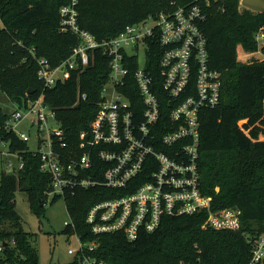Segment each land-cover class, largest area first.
<instances>
[{"label": "trees", "instance_id": "16d2710c", "mask_svg": "<svg viewBox=\"0 0 264 264\" xmlns=\"http://www.w3.org/2000/svg\"><path fill=\"white\" fill-rule=\"evenodd\" d=\"M199 0H79L78 22L98 40L116 37L127 26L156 17L160 12ZM67 0H0V90L17 106L28 98L44 95L55 110L71 147L88 130L98 111L101 90L110 72V57L95 51L93 62L72 72L71 78L45 88L38 77L37 58L53 65L70 56L78 38L61 30L60 8ZM207 37L209 65L222 74L221 101L200 112V184L211 195L212 208L239 206L238 230L203 229L207 211L164 216L153 232L143 231L135 240L123 232L95 235L86 222L89 208L114 196L101 188L77 190L65 197L76 231L83 240L97 239L88 255L96 264H246L252 255L248 240L264 232V60L238 58L257 49L255 33L264 27V13L241 6V0H214L201 22ZM150 42L149 68L158 74L160 50ZM152 46V48H151ZM34 52V55H33ZM136 67V64H134ZM133 67V68H134ZM134 106L142 104L136 89L122 88ZM86 94V98L82 94ZM165 98L162 96L161 98ZM161 126H168V108L162 103ZM10 113L0 108V143L24 160L22 169L3 172L0 182V264H40L36 233L27 231L15 207L18 190L28 192L37 214L46 212V192L51 176L41 170L40 156L33 153L18 133L6 127ZM247 119L244 126L239 121ZM250 129V135L245 129ZM57 198H54L56 201ZM66 226L65 230H71ZM81 258L71 263L77 264ZM102 262V263H101Z\"/></svg>", "mask_w": 264, "mask_h": 264}, {"label": "built area", "instance_id": "2783aa9c", "mask_svg": "<svg viewBox=\"0 0 264 264\" xmlns=\"http://www.w3.org/2000/svg\"><path fill=\"white\" fill-rule=\"evenodd\" d=\"M78 1L67 0L60 8L61 30L75 34L78 44L58 65L45 57L37 58L38 77L45 88H53L71 78L73 71L89 66L96 50L108 55L109 77L90 128L81 132L78 146L71 147L43 94L28 98L23 107L16 105L6 122L8 129L15 130L19 123L29 120L36 129L38 147L30 149L40 156L41 170L51 176L48 201L98 187L114 192V196L95 202L86 215L97 236L123 232L135 240L143 231L157 230L164 216L204 210L207 217L203 229H240L242 209H213V197L204 194L200 184V112L219 105L222 88L221 72L209 65L208 41L201 27L206 7L214 0L162 11L103 40L80 27ZM255 40L257 49L247 53V60L254 57L262 61L264 27L255 33ZM154 41L160 50L157 77L149 68L147 55ZM125 87L136 89L142 104L134 106L122 91ZM164 101L170 106L168 126L160 124ZM250 131L245 129L248 135ZM17 133L25 142L31 138L27 132ZM262 136L260 133L259 138ZM9 153L19 160L14 169H22L23 157L18 152ZM65 226L75 225L71 220L65 221ZM77 234L80 250L70 249L69 253L79 256L81 264H96L97 259L87 252L94 251L99 241L83 240ZM248 240L252 255L246 264H264V232ZM3 245L0 243V251Z\"/></svg>", "mask_w": 264, "mask_h": 264}, {"label": "rangeland", "instance_id": "374dc122", "mask_svg": "<svg viewBox=\"0 0 264 264\" xmlns=\"http://www.w3.org/2000/svg\"><path fill=\"white\" fill-rule=\"evenodd\" d=\"M238 58L242 61L247 60V53L241 47L238 49ZM0 108L8 114L16 108V105L2 90H0ZM245 120H240L239 124L243 126ZM15 130L29 133L31 137L27 142L29 147L31 149L38 147L35 139L36 129L31 127L29 120L19 123ZM262 138L264 137L262 136ZM9 162L14 165L9 166ZM18 162V158L9 153L6 144L0 143V182L3 172L13 171ZM15 207L22 217L24 228L37 235L35 244L38 247L40 264L71 263L76 260V255L70 254L69 250L73 249L78 252L80 250V240L76 227L71 226V230H65V221L70 222L72 219L64 198L60 197L56 201L49 199L45 204V214L39 215L32 207L28 192L18 190L15 196ZM77 264H81V262Z\"/></svg>", "mask_w": 264, "mask_h": 264}, {"label": "water", "instance_id": "95a60500", "mask_svg": "<svg viewBox=\"0 0 264 264\" xmlns=\"http://www.w3.org/2000/svg\"><path fill=\"white\" fill-rule=\"evenodd\" d=\"M222 1L224 2V0ZM242 5L253 11L264 13V0H242Z\"/></svg>", "mask_w": 264, "mask_h": 264}, {"label": "crops", "instance_id": "0c3cea01", "mask_svg": "<svg viewBox=\"0 0 264 264\" xmlns=\"http://www.w3.org/2000/svg\"><path fill=\"white\" fill-rule=\"evenodd\" d=\"M17 170V168H15L13 171H16ZM13 171H11V172H13Z\"/></svg>", "mask_w": 264, "mask_h": 264}]
</instances>
